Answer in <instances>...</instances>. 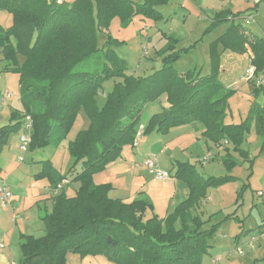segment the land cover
I'll return each mask as SVG.
<instances>
[{
  "label": "trees",
  "instance_id": "obj_1",
  "mask_svg": "<svg viewBox=\"0 0 264 264\" xmlns=\"http://www.w3.org/2000/svg\"><path fill=\"white\" fill-rule=\"evenodd\" d=\"M155 1H146V10L139 12L140 4L130 0H74L60 5L55 0H0V10L12 19L9 28L0 29V72L19 75L22 105L21 111L11 114L9 124L0 125V156L29 116L30 151L59 148L68 142L75 165L81 164V170L73 166L67 176L51 160L41 162L37 179H47L53 189L65 178L79 186L73 196L62 189L54 197L52 211L42 218L43 236H21L20 264H69L70 254L104 256L116 264H204L223 222L209 226L214 215L204 220L199 211L208 191L233 180L232 176L204 177L195 164L176 161L171 176L184 182L189 194L164 218L144 200L112 197L110 183L96 184L93 179L120 160L125 147L133 146L142 112L163 96L167 106L150 118L145 135H166L173 128L202 124V136L208 141L220 146L227 140L232 145L225 148L222 159L228 174L238 165L235 153L253 162L242 149L253 127L264 149V104L256 102L264 84L254 85L255 101L246 119L232 125L227 124L226 115L236 91L225 88L218 75L223 52L244 55L249 48L255 75L264 72V38L242 25L248 14L225 10L211 19V29L222 24L227 28L210 46L211 72L205 75L197 67L184 74L173 67L188 51L177 50L180 40L176 37L167 38L158 52L162 68L149 76L129 73L127 61L116 51L126 44L124 40L108 35L105 44L99 45L102 26L108 29L115 19L122 27L136 15L161 20L152 8ZM98 54L102 55L100 69L92 73L77 69ZM110 80H114L112 91L100 107L97 96ZM82 110L89 126L68 141ZM232 218L227 216L225 221ZM252 264H264V258Z\"/></svg>",
  "mask_w": 264,
  "mask_h": 264
},
{
  "label": "rangeland",
  "instance_id": "obj_2",
  "mask_svg": "<svg viewBox=\"0 0 264 264\" xmlns=\"http://www.w3.org/2000/svg\"><path fill=\"white\" fill-rule=\"evenodd\" d=\"M135 1L137 10L139 12L145 11L144 3L153 0H130ZM230 1V0H229ZM262 0H233V9L244 14L243 16L253 13L255 14V21L246 25H242L262 36L264 38V1ZM134 2V3H135ZM152 8L159 12L162 19L159 21L149 18L144 15H136L132 18L131 23L127 27H122L120 21L115 19L111 22L110 27L104 28L103 33H99V45L105 44L107 36L126 41V44L117 48V53L127 61L129 72L136 76H149L154 71L162 68L161 57L158 52L166 45L167 38L176 37L180 40L177 44V50L185 51L179 60L173 64V67L181 74L188 72L190 69L198 66L201 72L209 74L211 72L212 62H208V54L211 55L210 46L215 40L222 35V31L227 28L226 24L219 27H211V19L215 16L214 0H167L160 3L159 0L153 2ZM257 8V9H254ZM225 11V10H224ZM231 11V10H230ZM244 12V13H243ZM10 15L0 10V29H7ZM219 53V52H218ZM102 55L98 54L95 60L84 62L77 67V69L86 72H95L102 67ZM1 60V56H0ZM3 63L0 61V71ZM251 85L256 83L252 80ZM114 80L105 83L104 91L97 96L98 105L101 107L106 102V93L112 91ZM13 92L15 95L7 100V104L0 108V117H2L0 125L9 124L10 121L3 118L2 114L10 113V108L14 109L20 105V91H19V75L14 73H1L0 72V101L7 93ZM236 95V94H235ZM231 99V106L234 107L236 96ZM162 99V98H161ZM9 105V106H8ZM157 104H151L141 114V122L148 123L154 113ZM13 106V107H11ZM89 126V119L82 110L74 123L71 133L68 136V141L74 140L77 134ZM190 127H182L173 129L170 136L166 137L163 134L152 132L145 135L140 142V147H137L136 164L139 168H145V161L148 158L157 156V161L160 167L174 171L175 161H190L195 164L199 174L204 177H226L232 176L234 179L208 191L207 199L203 201L199 213L207 220L209 216L214 215L209 226L223 222L218 229L215 238L210 242L212 248L209 254L205 257L207 264H212V259L221 258L215 264H248L249 253L246 252V247L243 245L244 256H239L235 249L242 247V239L251 231V235L262 236L263 232L258 233L260 229L264 230V198L258 197V192L264 190V152H260L262 140L257 138L256 142L245 144V149L250 152V159H238V165L231 171L230 174L226 171L225 166L219 160L212 162H205V158H200L202 154L195 156L192 150L196 145L197 139L190 138L180 143L176 141L179 148L175 151H163L164 142H170L171 138L179 133V135H186V130ZM23 132V123L21 128L11 135V140L18 143L20 134ZM164 142L159 143V141ZM67 143L59 148L49 146L45 149L22 152L16 150L15 152L7 151L2 166L4 170L0 174V180L7 182L4 179H9L12 185H15L13 176L19 177L20 174L30 173L29 177L32 179L33 174H37L42 170L41 162L51 160L54 167H56L63 175H67L70 169L75 166L77 171L81 170V164L77 163L68 151ZM66 145V146H65ZM173 155V156H172ZM19 157H23L24 161L20 162ZM174 157V158H171ZM196 157V158H195ZM200 158V160H198ZM209 158H211L209 156ZM252 164V167H251ZM98 172L94 175L96 178H101ZM148 180V175H145ZM10 177V178H9ZM27 177V176H25ZM72 178L71 176H69ZM152 178L151 175H149ZM103 178V177H102ZM8 184V182H7ZM9 185V184H8ZM70 185L72 187H70ZM10 186V185H9ZM11 188V186H10ZM78 188V183H70L67 194L69 196L75 195ZM14 189V188H12ZM55 190V189H54ZM59 193V192H58ZM18 192H15V196ZM15 198L12 199L8 206V210H3L0 206V256L6 257V262L11 264L12 261H17L20 264L21 255L19 234L16 231L19 228L15 226L13 217L16 208L14 205ZM237 215V218L228 219L227 216ZM13 216V217H12ZM6 223V226L3 223ZM32 221V220H31ZM45 225V224H44ZM2 231V233H1ZM25 235V234H23ZM37 237L43 236L36 234ZM256 235V236H255ZM264 239V237H263ZM236 244V245H235ZM261 250H264V242L262 243ZM237 247V248H236ZM261 253H264L263 251ZM20 257V258H19ZM69 264H116L104 256H81L78 254H71L68 257ZM0 264H3L0 263Z\"/></svg>",
  "mask_w": 264,
  "mask_h": 264
},
{
  "label": "crops",
  "instance_id": "obj_3",
  "mask_svg": "<svg viewBox=\"0 0 264 264\" xmlns=\"http://www.w3.org/2000/svg\"><path fill=\"white\" fill-rule=\"evenodd\" d=\"M72 1L74 0H66V2H72ZM214 4L216 6L214 7L215 14L220 11H224V10H231L232 12H239V11H236V9H233L232 7L233 0H230V1L229 0H214ZM254 21L256 22V18ZM11 25H12V19L10 16L8 28ZM225 30L226 28L222 31V34L225 32ZM249 31L251 32V30ZM251 33L254 36L263 38L262 36H259L258 34H255L254 32H251ZM120 41H123V40H120ZM117 48H116V51H117ZM253 57L254 55L250 48L247 50V52L244 55H239V54L228 52V51L223 52L221 54V62H220V67L218 71L219 81L225 88L236 91L235 93L236 100L234 101L235 103L234 107L231 106L232 98L229 100V109L226 115L227 124L238 125V124H241L246 119V117L248 116V113L250 112L251 106L253 102L255 101L254 90H253L254 85L259 86L261 84H264V72L258 75H255L254 79L252 80H256V83H254L253 85H251L250 83L252 80L245 82L242 79L245 74V70L248 69L252 65L251 59ZM210 59L211 57L208 54V62H210ZM195 67H197L198 69H201L198 66H195ZM202 73L204 74V71ZM256 102L260 105L264 104V91L262 92V94L260 95V98ZM152 104H157L155 106V110H157L159 113L163 107L167 106L166 97L163 96L161 100H159L158 102L152 103ZM18 105L20 106L14 109L10 108V111H9L10 113L2 114L3 118L5 117L6 120L10 121V116L14 111H21L22 109L21 103L18 102ZM0 119H2V117H0ZM140 123L147 125L146 122L140 121ZM183 127H190L188 130H186L187 132L186 135H179L178 133L177 135L171 138L170 142H167V143H165L164 140L160 139L159 143L164 142L163 151L170 150V151L176 152L178 148L181 150L183 147L178 146L179 144L176 143L177 140H179V142L182 143L187 139L189 140L190 138H194V139H197L196 145L193 147V150H192L195 156L198 154L199 155L202 154L200 158L210 156L212 157L210 159V162L214 160H219L223 164L222 159L225 155V151H224L225 148L232 147L229 141L225 140L224 144L220 146L214 145L213 143H211L205 137L202 136V133L205 131V127L202 124L187 125ZM178 128H182V127H178ZM173 129H171L170 132L166 134L165 136L166 137L170 136ZM23 132L24 133L20 134V138L22 135L26 134V131L24 130V123H23ZM20 138L17 143L16 141H12L11 136H10L7 146L4 148L0 156V169H1L0 174L4 170V167L2 166L1 163L5 155H7V151H9L10 153V152H15L17 149L20 150V144H21ZM257 138H260V137L257 135L256 129L253 127L251 129V132L246 135L247 141L242 145V149L246 150L245 144L250 143V142H256ZM225 142H227V144H225ZM139 145L137 147H140ZM137 147L135 148L131 146L125 147L122 153V158L108 165L107 169L102 174H100L101 178L97 180L95 178L94 182L96 184L110 183L113 186V190L111 191L112 197L122 199L126 202L144 200L145 202L153 206L155 214H157L161 218H164L168 214L172 213L178 207V205L188 197V194H189L188 187L184 182L178 179H175V178H172L170 180H165V181H159V180L154 179L153 177L150 178L149 177L150 174L147 168L145 167L146 170L143 168H139L136 164L137 155H136L135 150ZM261 147H262V144H261ZM260 152L261 153L264 152V149L263 150L260 149ZM234 156L237 158V160L239 159L238 154L235 153ZM20 158L21 157H19V159ZM171 158H174V157H171ZM200 158L198 160H200ZM165 170L169 171V169H165ZM172 172L174 171L172 170ZM29 175L30 173H26L25 175L20 174L19 177H16V178L14 175L13 179L15 181V185H12L9 179L3 178V180H6L8 184L11 186V190L13 192V199L15 198L14 205H15L16 211L14 215L15 214L16 215L12 217H13V220L15 218L14 220L15 226L17 225V227L19 228V230L18 229L16 230L18 231L17 233L19 234V238L23 234L30 235V236L32 235L35 237H37L36 234L38 233L44 235L45 225H44V222L42 221V218L45 214L50 213L52 211L53 200H54V197L57 195V193L51 187L50 182L47 179H42V180L37 179L35 177L36 174H33L32 175L33 177L31 179ZM145 175H148V180ZM70 187L72 186L70 185ZM16 191L18 192L17 196H15ZM262 205H264V203ZM3 210L6 211L8 209H3ZM236 216L237 215H234L233 218H237ZM2 223L4 226H6V223L4 222V220ZM261 232H263L262 233L263 235L262 236L260 235L259 237L255 235L256 238H253L254 237L252 236L253 234L252 235L250 234L251 231L246 232L247 235L243 237L242 239V248H243V245L246 244L245 245L246 252L247 254L249 253L250 255L248 259L249 260L248 264H252L256 260H261L264 258V253H261L262 251L264 252V250H261L262 245H263L262 243L264 242V239H263L264 230L260 229L258 231V233H261ZM253 239L254 241L252 242ZM19 242H21L20 239H19ZM18 256H22V251H21V255L20 253H18ZM6 261H7L6 257L0 256V263L3 262V264H8ZM219 261L217 260L215 261V259H212V264H215ZM11 264H17V261H12ZM204 264H207L205 262V258H204Z\"/></svg>",
  "mask_w": 264,
  "mask_h": 264
},
{
  "label": "built area",
  "instance_id": "obj_4",
  "mask_svg": "<svg viewBox=\"0 0 264 264\" xmlns=\"http://www.w3.org/2000/svg\"><path fill=\"white\" fill-rule=\"evenodd\" d=\"M57 4H63L66 2V0H55ZM255 20V15L253 13H250L247 15L246 20L244 21V24L248 25L251 22ZM256 73V68L254 66H250L248 69L245 70V74L243 76V81L248 82L254 79ZM15 94L13 92L7 93V95L3 96L2 100L0 101V107H3L7 104V100L11 97H13ZM24 130L26 131V134L22 135L20 138V151L27 152L29 150V145L31 143V134H32V120L31 117L26 116L24 119ZM146 131V125L140 124L137 128L135 140L133 143V148L137 147L143 137L145 136ZM227 144V142H225ZM212 158V157H211ZM209 157L205 158V162H209ZM20 162L24 161V158L21 157L19 159ZM145 167L147 168L149 174L156 180L159 181H165L170 180L172 178L171 173L167 170L162 169L157 161V156L154 155L152 158H148L145 161ZM70 184V179L65 178L63 179L56 187L55 192L58 194V192L62 189H64L66 186ZM258 197L264 198V190H260L258 192ZM13 199V192L10 188V186L0 180V206L3 209H8L9 204L11 203ZM239 256H244V252L242 249L238 248L235 252ZM220 258L217 259L219 261Z\"/></svg>",
  "mask_w": 264,
  "mask_h": 264
},
{
  "label": "bare ground",
  "instance_id": "obj_5",
  "mask_svg": "<svg viewBox=\"0 0 264 264\" xmlns=\"http://www.w3.org/2000/svg\"><path fill=\"white\" fill-rule=\"evenodd\" d=\"M209 157V156H208ZM207 158V157H206Z\"/></svg>",
  "mask_w": 264,
  "mask_h": 264
}]
</instances>
